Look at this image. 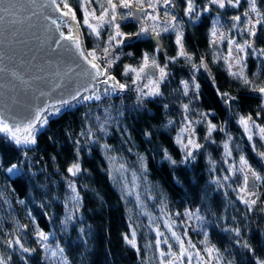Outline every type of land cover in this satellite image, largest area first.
Returning <instances> with one entry per match:
<instances>
[{"label":"trees","instance_id":"16d2710c","mask_svg":"<svg viewBox=\"0 0 264 264\" xmlns=\"http://www.w3.org/2000/svg\"><path fill=\"white\" fill-rule=\"evenodd\" d=\"M69 3L81 22V0H69ZM92 5L99 12V5L95 2ZM173 5L183 30L184 50L192 60L179 57L170 61V73L161 84V96H146L138 103L137 90L131 88L121 96L80 105L50 120L32 149L18 147L0 135V254L11 256L9 264H61L63 258L59 255L51 257L49 252V256H45V249L37 242V230L51 234L47 243L52 248L64 249L67 264H150L145 260L146 248L154 239L150 213L142 212L124 186L111 179L99 144L109 145V154L137 171L142 185L149 186V191L156 194L159 202L187 220L188 234L194 243L205 246L200 241L204 240L206 231L207 243L215 245L225 261L256 264L257 258L264 259V211L261 210L264 209V184H257L259 199L251 211L242 209L236 201L233 211L228 202L233 196L215 188L212 182L224 166L223 143L226 137L223 130L232 137L233 157L244 155L249 165L264 175V163L257 154L263 149L262 141L255 137L250 142L237 122L239 116L250 114L264 126V99L240 79L233 78L220 60H212V41L209 39L212 21L218 16L225 22L233 16L242 17L248 8V0H240L237 7L222 9L209 5L208 0H194V7H199L200 12L193 20L185 15L186 0H173ZM205 7L209 10L203 11ZM257 7L264 13V0H257ZM118 12L125 15L127 10L118 9ZM118 22L126 34L139 31V24L130 17ZM83 33L88 50L98 44L103 47L108 37L105 31L101 32L99 40L85 28ZM243 37L248 39L249 35L244 33ZM251 41L257 49L264 48V24L256 25V35ZM159 43L161 50L157 51L150 36H133L118 45L114 51L120 59L112 66V73L122 82L133 85L132 74L123 75L124 65H139L144 53L158 56L161 63L177 55L179 47L173 31L162 32ZM201 57L210 68L219 93H228L236 99L227 101L220 95L222 114L207 116L217 129L206 140L208 126L200 120L195 132L203 147L195 152L194 159L182 162L184 151L177 136L185 116L194 119L199 112L209 113L211 110V103L200 87L198 95L190 89L186 97L181 85V81L191 83L193 78L196 84L206 80L201 68H192L193 63L199 65ZM245 63L244 71L250 80L256 84L264 81L263 57L253 55L249 50ZM189 103L190 111L185 113L181 106ZM106 111L111 120L105 125V134L99 130L95 117L99 116L103 122ZM170 120L174 123L169 124ZM89 128L96 144L87 134ZM165 152L176 161L175 164L165 157ZM140 156L147 169L143 173ZM210 159L215 162L213 168ZM75 161L79 162L81 171L72 176L67 169ZM12 164L22 168V175L13 176L6 172ZM234 179V184L241 183L240 175L235 174ZM69 181L74 182L81 198L78 206H74L70 199L73 193L68 188ZM186 209L192 212L199 209L203 221L195 217L189 220L184 215ZM234 212L242 231V238L238 239L240 243H237L234 232L225 231L234 227ZM68 216L71 219L64 223ZM194 220L197 226H191ZM20 225L27 227L21 228ZM132 228L138 235L139 252L124 240V234L130 237ZM17 237L25 247L36 251L23 253L17 245L11 249L4 243ZM242 241L247 242L253 251L244 248Z\"/></svg>","mask_w":264,"mask_h":264},{"label":"snow or ice","instance_id":"6c2138e0","mask_svg":"<svg viewBox=\"0 0 264 264\" xmlns=\"http://www.w3.org/2000/svg\"><path fill=\"white\" fill-rule=\"evenodd\" d=\"M93 2L99 5V15H97V9L90 8L88 5H91ZM50 3L54 5V11L59 12L60 16L56 19H53L51 16L47 17L53 25H55L56 32L59 33V36L54 40V44L58 49L67 52L72 57V62L75 65V68L78 69L77 75L82 78V83L80 86L67 93L66 98H61L53 101L52 103H43L42 105L34 106L27 115L18 117L15 114L10 113L6 110H0V134L6 140L13 142L17 146H31L37 143V133L41 128H43L48 123L49 115L53 113H59L61 108L65 105H69L72 101H100L103 96H108L117 92H122L130 87L127 83H121L117 80L116 76L111 75L110 70L112 66L120 59L114 51L115 47L121 45L125 42V38H131L133 36L139 37L149 32V28L145 26L144 23H141L140 30L136 33L126 34L121 31L120 23L118 21L124 20L128 17H134L137 20L152 21L151 31L156 37L161 35V32H168L173 30L176 32V44L179 46V50L175 57H169V61H175L179 57H184L186 60L191 61L192 56L184 50L183 45V33L179 28V22L176 16L171 15L168 9L174 7L173 0H81V8L84 12L83 24L87 26L90 34L94 35L98 40L101 37V31L105 26H109L111 31L108 34L107 40L104 41V46L100 47L99 44L97 47L91 50H85L83 46L82 33L80 32V22L77 21L75 26L71 25L68 20H65V17L70 18L72 21L76 20V12L72 8L69 0H50ZM187 7L185 8V15L192 17L195 14L194 0H186ZM209 5H217L219 8H225L226 6L237 7L240 4V0H208ZM249 9L245 11L244 16V27L240 29L242 32H247L250 36L256 35V25L264 24V13H262L257 7V0H248ZM63 5V7H61ZM163 6L165 8L164 15L161 17L159 15V8ZM19 5L15 0H0V20L5 19L6 17L14 16L18 10ZM118 9H126L127 12L125 15H121L118 12ZM149 9L151 11H149ZM209 8L205 7L203 11H208ZM155 13V14H154ZM249 13H254L256 19L249 15ZM232 25L229 28V32L232 29L238 27V22L241 21V16H233ZM58 20H62L64 25L67 27V31L61 30V24L58 23ZM218 20L214 21V26L211 29V35L213 37L212 44L215 45L220 41L227 40L228 42V54L223 57V60L227 64L229 74L236 79H240L245 85L250 86L251 90L258 92L262 99H264V81L260 84H256L255 81L250 80L249 77L245 74L244 69L246 68L245 57L248 54V49L252 50L253 55L259 57H264V48H255L254 43L251 40H245L243 43L236 42L232 37L227 33L221 31L216 27ZM159 29V30H157ZM159 44L157 45V51H160ZM240 53H244L242 56ZM219 59V57H214V60ZM81 61L83 63H81ZM234 62V63H233ZM87 67H84V65ZM236 67V70L233 71V67ZM167 63L160 65L155 56H149L148 53H144L141 62L138 66L133 65H124L123 75L128 76L132 74V84L138 85V82L146 79L147 83H144L143 86H137V101L138 103L143 100L146 96H158L162 95L160 92V84L163 83L166 78L169 76L167 71ZM200 67L207 69V64L205 63L204 58H200L199 65L193 63L192 68L199 70ZM158 70V75H157ZM68 71H73L72 67L68 68ZM183 87V95L189 96L190 89L198 95L199 85L195 83V79L191 83L187 80L181 81ZM147 89V91H145ZM222 98L226 97L227 101H234L236 98L230 96L228 93H221ZM191 103V101H190ZM190 103L183 104L181 107L185 113L190 111ZM264 107V105H262ZM167 108V105H165ZM210 113H200L201 118L208 116ZM259 115V113H257ZM95 119L98 122V128L101 132L107 133L105 125L110 122L111 117L105 113V118L103 122H100V117L97 116ZM174 123L169 121V124ZM194 123H200V120L192 121L185 116V124L181 128L180 133L177 137V142L181 144L184 151V156L182 162H187L195 158V152L203 147L195 139V129L192 127ZM239 123L243 126L246 133H248V139L252 140L253 135H259L261 140H264V126L256 124L253 117L249 114L247 116H240ZM207 135L205 139L211 138V133L217 129V125L213 124L211 121H207ZM222 130V129H221ZM255 130V131H254ZM187 133V137H184V134ZM89 136L94 137V133L91 128L88 129ZM148 135V133H146ZM186 139V143L184 140ZM231 136L224 141L225 157H231L232 150L230 148ZM105 151L110 150V146L105 144L102 145ZM255 145L253 149L255 150ZM25 156L27 153H24ZM262 159H264V151L257 153ZM165 157L170 160L172 164H175L176 161L172 160L170 156L165 152ZM110 163L114 165L112 172L120 173L122 179L127 181V176L124 173L131 171L132 175V187H138L136 181L141 177L137 176V173L134 170L128 169L125 163H116V157H108ZM141 162V171L146 172V165L143 163L144 158L140 156ZM210 164L215 165L214 161H211ZM67 171L72 175L76 176L80 171L81 167L78 161L73 162L67 169ZM230 174L235 175L239 172L242 176V184L238 188L239 199L248 206L249 211L257 204L259 199V193L256 191L258 185L257 181L260 184H264V175H261L255 169L249 165L247 159L244 155L239 157V167L236 163L233 162L229 165L228 170ZM6 172L13 176L22 175V168L17 164H12L6 169ZM110 172V174H112ZM229 179L228 175L223 177L224 181ZM218 186L220 185V179L217 178L215 181ZM126 186V185H125ZM68 188L71 190L73 195L70 199L74 202V206L80 204V196L76 191V186L74 182L69 181ZM128 194H132V189H127ZM2 195V193H0ZM137 200L139 201V193H136ZM255 197V198H253ZM23 204L24 201H19ZM264 211V209H261ZM163 212V208L161 209ZM175 215L179 216L180 213ZM184 215L188 219L195 217L198 221H203V217L199 215V209H196L195 212H192L188 209L185 210ZM71 219V216H68L64 223H67V220ZM174 222L165 221V227L171 232V239H173L178 245V251H173V245L169 243V237L164 236V234L159 230L157 225L155 228L156 231V240L155 247L158 250V259L159 264H184L185 258H187V264H192L193 253L191 249H194L196 246L192 243L189 238L187 242L185 238L188 236V232L185 231L183 234H179L173 230ZM21 228H26L27 225H20ZM225 231L234 232L237 236L240 235V228H227ZM83 232V229H81ZM37 237V242L45 249V256L56 257L59 255L62 257L61 264H67V258L64 257V249L57 246L52 248L51 245L47 243L49 236L51 234L45 233L42 230H37L35 232ZM163 236V239L161 237ZM125 242L130 245L132 248H137L136 243V231L133 229L131 236L124 234ZM208 234L204 232V240L200 241L201 244H205L206 247L204 251L207 253L209 260L203 261V258L200 256V252L195 253L197 264H211V261L214 259L216 264H233L231 260L225 261L220 250L216 248L215 245H207ZM9 248H12L14 245H18L19 249L23 253H32L35 252V249L27 248L21 243L19 237L15 240L8 239L4 241ZM237 243H240L237 240ZM161 244L167 245V251L161 250ZM244 248L249 251H253L251 246L244 242L242 245ZM11 256L5 257L3 254H0V264H9ZM256 264H264V259L257 258Z\"/></svg>","mask_w":264,"mask_h":264},{"label":"water","instance_id":"95a60500","mask_svg":"<svg viewBox=\"0 0 264 264\" xmlns=\"http://www.w3.org/2000/svg\"><path fill=\"white\" fill-rule=\"evenodd\" d=\"M15 2L19 5L15 15L0 20V110L22 117L34 106L66 98L68 92L80 86L82 78L77 75L79 70L75 68L70 54L58 49L54 44L59 33L47 17L56 19L60 13L54 11L55 6L50 0ZM130 18L140 26L141 23L145 24L144 20ZM64 19L73 26L79 21L77 13L75 21L68 17ZM58 23L61 24V30L66 32L67 27L63 21L58 20ZM80 32L83 46L88 50L81 25ZM210 48H217V43L215 45L211 43ZM69 67H72L73 71L69 72ZM200 68L206 80L213 82L214 78L208 65L207 69ZM122 92L103 96L100 101H72L62 107L59 113L49 115L48 123L39 130L37 137L46 129L50 120L60 117L64 112L74 110L83 104L99 103L106 97L119 96ZM35 145L18 147L32 149Z\"/></svg>","mask_w":264,"mask_h":264},{"label":"rangeland","instance_id":"374dc122","mask_svg":"<svg viewBox=\"0 0 264 264\" xmlns=\"http://www.w3.org/2000/svg\"><path fill=\"white\" fill-rule=\"evenodd\" d=\"M217 6V5H215ZM88 7L90 8H94L93 5H88ZM218 7V6H217ZM228 7H232V6H228ZM219 8V7H218ZM199 7H196L195 8V14L190 17V16H187L188 18L192 19L199 14L200 10ZM222 9V8H220ZM249 9V4H248V8L246 9V11ZM149 11H151L149 9ZM164 11H165V8L163 6H161L159 8V15L161 17H163L164 15ZM168 11H170L171 15H175L174 11H173V7H170L168 9ZM245 13V12H244ZM155 14V13H154ZM97 15H99V12L97 11ZM249 15L253 18V20L256 19L255 17V14L254 13H249ZM197 18V16H196ZM83 19H84V12H83V17L81 19V22H80V25H81V28H82V31H83V28L87 29V31L89 32V29L87 28L86 25L83 24ZM244 16L242 14V17H241V21L238 22V27L235 28V29H232L231 32H229V28L231 27L233 21L232 19L230 18L229 21H223L219 16L216 17L213 21H212V26L210 28V34H209V39L210 41L213 40V37L211 35V29L213 28L214 26V21L218 20V24H216V27L219 28L221 31L227 33L230 37H232L236 42L238 43H243V41L245 40H252V37L253 36H250L247 32H242L240 31L241 28L244 27ZM152 24L153 22L148 20V21H145V26L149 28V32L144 34V35H141L142 37H148L150 36L156 43V46L159 44L160 46V43H159V37H156L154 35V33H152L151 31V27H152ZM179 28L180 30L182 31L183 33V30H182V26L181 24L179 23ZM139 30H140V27H139ZM159 30V29H157ZM102 31H105V34H109V32L111 31V28L109 26H105V28L102 30ZM101 31V32H102ZM169 31H173V30H169ZM176 35V32L173 31ZM90 33V32H89ZM162 33V32H161ZM244 33H247L249 35L248 39H246L245 37H243V34ZM84 35V33H83ZM127 38V37H126ZM126 38H125V41H126ZM85 39V38H84ZM86 44V43H85ZM179 47V46H178ZM255 47V46H254ZM256 48V47H255ZM212 52H211V57H212V60H214V57H219V59H216V60H220L222 62V64L226 67L227 71H228V68H227V64L226 62L223 60V57L226 56L228 54V42L227 40H224V41H220L217 43V48L215 49H211ZM251 50V49H248V51ZM252 51V50H251ZM157 54V53H155ZM240 55L244 56L245 54L244 53H240ZM156 56V55H154ZM247 56V55H246ZM151 57V56H150ZM157 62L160 64V65H164L165 63H167V71L170 73V69H169V65H170V61H168V59L166 61H164L163 63H161V61L158 59V56L155 57ZM246 58V57H245ZM264 58V57H263ZM142 60V59H141ZM214 60V61H216ZM141 62V61H140ZM234 63V62H233ZM138 66V65H136ZM233 71L236 70V67L234 65ZM229 72V71H228ZM158 70H157V75H158ZM121 81V80H120ZM144 83H147V80L144 79V80H141L138 82V85H140L141 87L143 86ZM162 84V83H161ZM161 84H160V92H161ZM136 85V87L138 86ZM199 87L201 88V90L204 92V94L206 95V97L208 98V100L210 101L211 103V110H209V113H212V114H216V115H220L222 114L223 112V109H222V102H221V99H220V93L219 91L217 90V88L215 87V84L214 82H207L206 80H204L201 84H198ZM145 91H147V89H145ZM162 93V92H161ZM158 96H161V95H158ZM149 97H155V96H149ZM200 113H204V112H199L198 114ZM239 118L240 116L238 117L237 119V122L239 123ZM188 119H190V117H188ZM192 121H197V120H201L203 122V124L207 125V121H209V119L206 117L204 118H201L200 115H197V117H195L194 119H190ZM256 122V121H255ZM185 124V120L183 121L180 129H179V133H180V130L181 128L184 126ZM197 123H194L192 125V127L195 129V126H196ZM256 124H259L256 122ZM135 125H138L137 122H135ZM239 125L241 126L246 138L248 139V133L245 132L243 126L239 123ZM260 125V124H259ZM262 126V125H261ZM255 131V130H254ZM178 133V134H179ZM223 134H225V140H227V138L230 136V134L227 133V130H223ZM178 137V136H177ZM184 137H187V133L184 134ZM260 138L259 135H253V138ZM232 138V137H231ZM195 139L197 140V134L195 132ZM90 140L92 143H97V141H95V138L90 136ZM249 140V139H248ZM250 142L252 140H249ZM262 143H263V149L262 151H264V140H261ZM184 142L186 143V139L184 140ZM198 142V141H197ZM182 149V146L180 143H178ZM224 144V143H223ZM103 144H99L101 150L103 151V155L108 163V166H109V172H112V168H114V165H112L108 159L109 156H113V157H116L114 155H111L108 153V151H105V149L102 147ZM230 148H231V142H230ZM183 150V149H182ZM223 154H224V166H223V169L221 171H219V174L217 176L214 177L213 179V184L215 186V188H218L220 189L221 191H223L224 193L225 192H230V194L233 196V199L231 200H228L229 202V206L230 208L232 209L233 208V211H234V202H239L241 204V207L242 209H245L247 211H249L248 209V206L246 204H244L240 199H239V195H238V188L239 186L242 184V176L239 172H237L236 174L240 175L241 176V183L240 184H234V176L235 175H232L230 174L227 170H228V167L230 164H232L233 162L236 163L237 167H239V157L241 154H239L237 157H233V155H231V157H225V149H224V146H223ZM261 158V157H260ZM262 159V158H261ZM263 163H264V159H262ZM116 163L119 164V163H124L123 161H121L119 158L116 157ZM127 165V164H126ZM211 165V168H213V165ZM128 169L132 170V168H130L128 165H127ZM135 171V170H134ZM137 173V176L140 177V174L135 171ZM125 176H127V181H125L124 179H122L121 177V174L120 173H115V172H112V174H110V177L113 181H117L119 183H121L123 186H124V189L126 190L127 194H128V191L127 189L128 188H131L132 189V194H128L129 196H131L135 202L138 204V207L142 210V212L146 213V211L150 213V217H151V221H150V226H152V231H153V234H154V239L152 241V243L150 245L147 246L146 250H148V253H147V256H146V262L147 263H150V264H159V259H158V250L156 249L155 247V240H156V231H155V228L156 226L158 225L159 226V230L164 234V236H167L169 237V243H171L173 245V251H178V245L176 244V242L171 239V232L165 227V221H170V222H174L173 224V230H175L176 232H178L179 234H183L185 231L188 232V225L186 224V221L183 219L182 215H175L176 213H172L168 210V208L166 207V205H163L160 201V199L156 196V194L152 193L150 190V187L148 186L147 188L145 186L142 185V181H141V178L138 179L136 181L138 187L136 188H133L132 187V175H131V171H128L126 173H124ZM225 175H228L229 176V179L227 181H224L223 180V177ZM217 178L220 179V185L221 186H218L217 183H215V181L217 180ZM257 184L259 183L258 181L256 182ZM126 185V186H125ZM139 193V201L137 200V196H136V193ZM228 197H230L229 195H227ZM254 198V197H253ZM163 208V212L161 211V209ZM178 213V212H177ZM236 212H234V227H231V228H236V227H239V220L237 219V215L235 214ZM191 226H197L196 224V221H192L191 223ZM226 228V227H225ZM240 228V227H239ZM134 228L131 229V232ZM135 230V229H134ZM136 231V230H135ZM242 231H241V228H240V235L237 236L235 233V237L237 238V240L240 238H242V235H241ZM131 236V235H130ZM189 234L188 236L185 238V241L187 242V240L189 239ZM161 239H163V236L161 237ZM192 241V240H191ZM244 242V241H242ZM136 243H137V247H139V242H138V235H137V232H136ZM193 244H195V248L194 249H191L192 253H193V258H192V264H197V259H196V256H195V253L197 251L200 252V256L203 258V261H208L209 260V257L207 255V253L204 251V248L206 247L203 246L201 247L199 244L197 243H194L192 241ZM208 246H210L208 243H207ZM16 246V245H14ZM13 246V247H14ZM18 246V245H17ZM12 247V248H13ZM19 247V246H18ZM11 248V249H12ZM161 250L163 251H167V245L165 244H161L160 246ZM184 264H187V258H185V261H184ZM211 264H216V261L213 259L211 261Z\"/></svg>","mask_w":264,"mask_h":264},{"label":"built area","instance_id":"2783aa9c","mask_svg":"<svg viewBox=\"0 0 264 264\" xmlns=\"http://www.w3.org/2000/svg\"><path fill=\"white\" fill-rule=\"evenodd\" d=\"M111 70H112V68H111ZM131 88H135V89H137V87L135 86V85H130V89Z\"/></svg>","mask_w":264,"mask_h":264},{"label":"flooded vegetation","instance_id":"af4514ba","mask_svg":"<svg viewBox=\"0 0 264 264\" xmlns=\"http://www.w3.org/2000/svg\"><path fill=\"white\" fill-rule=\"evenodd\" d=\"M144 21H145V20H144ZM135 22H136V21H135ZM136 23H137V22H136ZM139 26H140V25H139ZM130 39H131V38H128V37L126 38V40H130Z\"/></svg>","mask_w":264,"mask_h":264}]
</instances>
